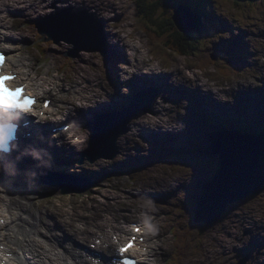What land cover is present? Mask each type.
<instances>
[{
	"label": "rangeland",
	"instance_id": "obj_1",
	"mask_svg": "<svg viewBox=\"0 0 264 264\" xmlns=\"http://www.w3.org/2000/svg\"><path fill=\"white\" fill-rule=\"evenodd\" d=\"M82 1L85 2L86 0H82ZM155 1L159 2L160 0H155ZM73 2L77 3L79 2V0H73ZM128 2L132 3L133 0L131 1L129 0H97V4L103 5L105 7H110L114 5L116 7V12H118V9L122 7L123 5L125 4L127 5ZM152 2L154 1L152 0ZM60 3L62 4V2ZM236 4H237V8L240 9V11L236 8L234 4V0H200V2L198 3V7L201 8L202 16H204V18L206 19L212 18L211 20H213L212 23L209 24V26H207L205 23H203L202 25L205 27V30L208 33H215L214 29L213 30L211 29L213 25H215L216 30H218V25L221 27H224V24H225L227 28L232 30V32L229 33L227 37L224 38L223 40L229 39L231 35H233V32L236 27L237 33L235 35L238 34L244 37V38H241L244 41H248L250 42V44H255V46H251V54L253 56L251 57L252 65L250 69H248L250 70V73H243L240 76H237L234 73L233 69H232V73L234 74L236 80L240 82L246 81L248 77H252V78L256 77L259 80L258 86H260L261 82L264 81L262 79V76H264V67L261 70L258 69L259 70L258 71L256 70L257 69L256 65L258 64L263 65L264 62H262V60L258 62L255 56V52L256 50L262 49L261 43L259 41H264V39L263 40L260 39L259 41L257 40L259 35H264V5L250 6V4L244 3L241 0H236ZM191 7H195V5ZM49 8H51V5ZM210 8L217 9V10L215 9L214 11V14L216 16L215 18L209 15L211 13L209 11ZM172 9L173 7L169 6L166 12L171 14ZM83 10L84 9H81V11ZM206 12H209V13L207 14ZM228 15H232V17H229ZM60 16L69 17V18L72 17L71 15L70 16L60 15ZM250 18H254L256 19V21H253ZM51 22H53L51 18L45 21V23H51ZM133 22L134 21L132 19L126 22L129 28H132L131 26ZM238 22H240V24L243 25L242 28L239 27ZM254 22L258 24V26L255 28L251 27ZM126 23H123L121 25L125 26ZM73 27L75 30H79L75 26L74 23H73ZM232 27L234 29H232ZM24 28L28 29L30 37L32 38L29 44L26 43L25 41L24 43L26 45H29V47L31 48V52L33 54H36L39 59L45 60L47 62L46 66L43 68L44 71L48 67H51V64L59 66L58 64L55 63V58L57 56H59L60 58L59 64H63L65 61L69 63L67 70H72V68L75 67V65L72 62L76 60L80 54L86 53V52H81L78 55V57L75 58L74 60L72 59L76 56H70L72 59H70V61L68 62L66 60L68 59L67 54L70 52L71 54L75 55L77 52L73 51L74 45L67 44L64 41H61L60 43H57V44L47 45V49H48L47 54L45 56H42L37 51V49H35V47H31L33 43L38 44L37 37L33 29L29 25L28 27H24ZM102 31L106 33V29L104 26L102 27ZM242 31H245L247 35L244 34ZM23 35H25L24 31L22 35H19V36L15 35V36L19 38V41H20V40H24L25 36ZM122 37L124 36L122 35ZM142 38L143 36L139 33L138 38L136 39L134 43V48L135 46L138 45L139 52H141V54L145 53L144 58L146 60L151 59L153 62L157 64V66L159 67V69L157 70L158 73H161L163 71L164 72L166 71V73H168L171 70L181 71V69L183 68L182 61H184V63L185 62H191V63L196 62L195 57L177 58V57L172 56L170 60L171 62L170 66L168 63H165V62H163L164 64L162 65L159 59H154L151 56L150 54L151 46H149L147 41ZM27 40H30V39H27ZM201 40L202 42H207L208 40L210 41L205 46L208 48L207 50H205L202 44H199V47L201 46L200 51L203 50L204 52H208L213 55L217 54V50L219 46L217 43L213 44V41L215 40L212 39V36L209 38L203 37ZM257 41L258 43H256ZM24 50H26V48L19 49V54ZM156 51L158 53V56L161 58V60H165V58L162 55H160L159 50L156 49ZM200 51H198V54ZM135 58L136 60H139V56H135ZM218 61L220 62V60ZM196 73H197V76L194 73L193 78L197 80V82H201L200 72L196 71ZM203 73H204V77H202V80L205 81L208 79L210 83L207 84V87H209L210 89L216 82L218 81L223 82L225 80L222 78H215L218 75V71L213 66H211L209 70ZM186 75L187 76L191 75V71L186 70ZM178 80L182 82L183 79L181 78ZM63 85L65 89H68L67 84L64 83ZM251 86L252 88H249V87L247 88V94L251 95L252 93V96H254V93L256 92L255 85L252 84ZM173 95L174 94H171V96ZM157 97L159 96L157 95ZM173 105L178 109L176 104H173ZM168 111L170 114V107ZM179 115H180V111H179ZM196 116H197L196 114L190 115L191 121L189 124L193 123L192 131H193V134L195 133L196 138L199 140L198 147H202L203 149H205L207 148V145H209L210 143L209 137L212 134L211 132L212 127L206 124L204 125L200 124L199 127H196L199 124V123L198 124L196 123ZM252 130L251 131L253 133H258L256 132V130L260 131L261 129L253 128ZM168 145L169 143H166L165 150H157L161 154V157H164V159L162 160L160 159V161L154 160V162H157L156 164L151 163V165H148L145 168V170L142 171V173H136V174L137 176H141V177L146 176V178H149L152 175L150 173L152 171L165 172L167 174V178H169L173 184H176L174 188V191H176L177 193L176 198L179 199L180 201H183L184 204L190 207V205L196 204L198 198L201 196L200 195L201 192L198 190V188L195 190H188V188L184 189L183 185L181 186V182L185 184L183 180L184 178H187L188 181H195L196 179L195 177H191L190 179L189 176L191 174L189 173V170H191L193 174L195 173L198 177L200 176L201 178L208 180L212 175L208 172V167L211 166L212 160L214 161L215 159L214 156H217V155L204 156V154H199V155H191L187 159H185L182 155L181 156L179 155L180 154L179 151L181 149L189 147L186 141L184 140L182 141V144H181L182 146L180 147L178 151H171ZM200 151H203V150L199 149V152ZM163 160L168 161L169 164L165 162L163 163V165L165 166H163L161 163ZM150 162H153V160ZM170 166H174L175 168H171ZM179 168H184L182 171H180V174L182 176L181 180L177 179L176 176L174 175L175 170ZM144 188L156 190L158 192H160V189H161L159 187L154 186L153 182H149L148 184H146ZM136 189L137 190L130 189L133 195L144 192L142 190V186L137 185ZM131 203L134 204L136 203V201L133 200L131 201ZM159 203L162 205L165 204L161 202ZM71 204L72 203L70 202H66V205L68 206L67 209L69 208V206H71ZM181 205L182 203H178V204L175 203L173 205L162 206L163 210L165 211L164 215L166 216L170 212L169 209H172V212L174 213V216H175L176 211H174L173 209L176 206L180 207ZM68 212H70V209H68ZM182 213H183V216L186 217L185 218L186 221L183 223V226L186 227V229L188 230L187 231L186 229H184V231L186 232V236L183 238L182 242L181 240L176 241L174 238L168 236L170 229H167L166 230L167 234H164L165 238L164 239L161 238L160 244L162 245V250L159 254L165 255V251L163 249L167 250V247H168V253H169L168 256L170 255L173 256L174 253H176L177 251L176 245L179 247V244L181 242L180 247L182 250V256L178 264H238V262L241 259H243L245 256H246V261L244 264H264V193H261L260 195H257V196L248 197L244 200L231 204L227 208L225 214L221 217V219L219 221L218 220L215 221L210 226H205L204 224H194V227H190V225H188V219L189 218L191 219L193 217L192 210H190V208H187V209H184ZM174 216L172 214L170 217L171 224L173 221H175ZM171 226L169 225L167 227L170 228ZM159 229L160 228H157V230ZM213 237H216L219 243L226 244V247H225L226 249L225 250L221 249L220 251H216L217 248L214 247ZM165 240L166 242L164 245L163 242Z\"/></svg>",
	"mask_w": 264,
	"mask_h": 264
},
{
	"label": "bare ground",
	"instance_id": "obj_2",
	"mask_svg": "<svg viewBox=\"0 0 264 264\" xmlns=\"http://www.w3.org/2000/svg\"><path fill=\"white\" fill-rule=\"evenodd\" d=\"M1 1L3 4L8 6L5 10L9 13L11 12V9H19V7H17V8L13 7V3L16 5H20L21 9L26 10V15H27L28 19H32V16H35V17H37V19H40L43 16L50 15L49 14L50 11L48 10V8H46L47 3H52L51 5H54L55 10H59L62 8H66V9L67 8H69V9L70 8H81V9L93 10V11L97 12L98 17L104 23V26L107 28V35L109 36V38L106 37V39L108 40L107 44H106V48L108 50V55L110 56V58H112L113 56H117V55L118 56L122 55L121 58H125V55L127 54L126 50L131 47L129 40L137 39L138 35H139V33L134 32V29L136 27L132 26L131 32L128 33L126 37H122L120 35V32L115 28V26H114L115 24L113 22V17H114L113 13L116 12V7L114 5H112L110 7H105L103 5L97 4V0H86L87 2L86 1L83 2L82 0H79V2H77V3H74L73 0H68V1H66V0H52V1H50V0H1ZM60 2H62V4ZM68 3H70V4H68ZM88 3H90V4H88ZM13 26H15V22H13ZM232 29H234V28L232 27ZM225 30H226L225 33H227V35L232 32V30L229 28H226ZM235 34H236V32L234 33V35ZM212 37H215V36L213 35ZM26 38H28V37L26 36ZM55 38L61 39L62 35H59ZM124 39H126V40H124ZM1 41H2V39H1ZM209 41L210 40H208L207 43ZM214 42L215 41H213V43ZM119 48H121V49L119 50ZM111 49H118V52H116V51L112 52V54H113V56H112L111 52H110ZM129 54L126 56L128 57ZM135 54H140L139 50H138V45L135 46L134 55ZM139 58H140L139 59L140 67H144V68L148 69V71L146 69L144 71V73H149L150 76H155V71L159 67L156 66L155 64L151 63L152 60H149V59L145 60L141 54L139 55ZM178 58H182V57H178ZM59 59H60L59 56H57L55 58V62L57 64H59ZM215 60H216V64L218 66H220L223 69H227V61H226L225 57L218 56V58H216ZM218 60H220V62ZM109 62L110 61H107L105 59V57L102 60H100L99 62H97V55L96 54L83 53V54L79 55V57L72 62L75 65V67H74L72 79L70 80V82H72L73 84H75L77 86V89H73L72 91L68 92L66 95H63V97L72 99L70 97V93H72V92L74 93L75 91L78 90L81 93L80 98L84 101V105L89 106L88 110L90 112H93V109H91V108H94V106H95L94 104H97L98 106L108 104L107 102L104 101V99L106 98V99L110 100L113 93L117 89H119L123 84V83L119 82V80H116L115 74H112L114 71V66L112 64H109ZM113 62H114V65L116 66V62L115 61H113ZM246 65H248V64H246ZM24 67L25 66H22V69ZM131 68H135V65L132 64ZM199 70H200V79H201L202 83L197 82V80L194 81V80L190 79L189 77H185L184 81L182 80L183 82L181 83V81L179 82L177 79L179 76L182 77L183 75L177 74V73H172L171 71H169L168 75H166L167 82H168L169 86H166V87L173 88V89H171V91H169V92L159 90V92H160L159 96L161 98H165V99L167 97H169V99L171 101L172 91L177 90L179 92V88H183V89H186L189 91H192V90L198 91L195 94L198 97V101L203 102V100L205 99L206 96H211L213 98H218L220 100H223V99L231 100V98L236 96L239 92L246 91L248 87L251 88L250 83H242L240 81H234L233 78L230 76L228 79V84L226 87L218 89L216 91L217 94L211 93V92L207 91V89H206L207 85L202 80V77H204V73L201 71V69H199ZM23 73H24V75H26L24 70H23ZM136 76H138V75H133V78H135ZM78 79L82 80L83 82H79ZM66 80L67 79L65 78L64 82H66ZM47 81L48 80H43V82H45V83ZM100 86L102 88V91L98 90V88ZM109 86H111L113 88L112 92H106ZM56 87H59V86H56ZM133 89H134V87H132V89H129V94L131 92H133ZM154 96H156V92L154 93ZM182 98L183 99L178 101V102H175V100H174L175 103H173V104H176L178 109H180V119H178L177 121H178V124L180 125L181 129L183 131H185V127H186L187 123L185 122L182 114L185 111L189 112V109H191V108L188 105L189 100L186 97H182ZM256 103H260L259 97H258V102H256ZM118 104H122V100H118ZM216 105H217V107H216L217 109L215 107L204 106L202 110L207 116H211L212 114L215 115L219 121H223L222 119H224L226 121L232 122L234 127H235L234 130L239 131L241 129L240 128L241 121L246 119V118L243 117V115L240 114V112H238V111H235V114H229L228 111L230 110V108H227V106L224 105L222 102H217ZM263 105H264V103H263ZM112 106L114 109H116L115 100L113 101ZM169 107H170V103L163 104L161 102H156L154 105V109L152 110L151 113H145L142 111L136 117L131 119V121L129 123L128 133H127V131L120 132V138H119L120 143H119L118 147L122 151L121 156H124L125 160H130V159H128V157H136V156H143V155L150 156V155L154 154L155 150L150 148L149 143H148L149 142L148 139L151 137L152 134L154 135V134L159 132V130H157V128L160 124H162L164 126V128H166L173 123V118L169 114V111H168ZM240 110H245V109L241 108ZM254 112H257V111H254ZM206 115L204 116V118H206ZM258 125L260 126V128L262 127V125H264V118H261L260 116H258ZM139 128L144 130L148 134V137L140 136L138 134ZM132 130L137 131V132L135 134L130 133V131H132ZM151 131H153V133H151ZM252 131L247 130L246 134L253 133ZM232 133H237V132H232ZM253 134L260 136L257 133H253ZM48 143H49V141L46 142L45 144H48ZM84 144H86V142H84ZM42 145L43 144L39 145L36 148V150L42 152L41 158L43 161L48 162L49 156L59 157L58 155H55V152H47L46 149H42ZM181 146L182 145H180V147ZM49 147L51 150L55 151L56 147H54L52 145H50ZM180 147H179V149H180ZM84 148H85V145L82 147V150ZM218 148L220 149V147H218ZM33 149H35V148H33ZM44 151H46V152H44ZM192 151L196 154H199L198 149L193 148ZM74 153H79V152L74 150ZM179 155L181 156V154H179ZM18 157L21 158L22 156L18 155ZM252 160H253V165H254V156H252ZM245 165H246V163H245ZM33 166H34V164L30 163L27 166L26 171L28 172ZM74 167L76 168V170L78 172H84V171H89L92 169H98L97 167H99V165L97 163H95V164L92 163V164H83V165L72 166V168H74ZM183 169L184 168H179V169L175 170V172H174V175L179 180L182 179L180 171H182ZM100 170L105 171V169H100ZM150 173L152 175L149 178H146V180L148 181V183L153 182L154 186L161 188L160 193L168 194V193H174L175 192L174 188H175L176 184H173L172 181L169 178H167V174L165 172H163V171H152ZM189 173L191 175H193L194 177L196 176V174L195 173L193 174V172L191 170H189ZM34 174H35V176L41 177L43 172L39 171V170H35ZM28 177H29V180H32V181H34V183H36V180L33 177H31L30 175ZM183 180L186 184V178H184ZM145 186H146V184L143 185L142 187H145ZM48 187L41 185V188H43L45 190H49L50 188H54L51 186H48ZM57 188L61 189V187L59 185H57ZM130 188L137 190L136 186H131ZM23 189L26 192H30L33 190V188H28L27 186H25L24 183H23ZM37 198L42 200V195L37 194ZM118 199H119V197L116 196L114 202L107 201V203L111 206L112 205H119ZM4 200L9 201V204H10L9 209L12 210V215H13V217L10 221L11 230H12V233L14 235V243L12 245L13 248L14 249H21L20 253L26 252L29 250L30 251L48 250V249H46V246L51 244L53 242V240L55 238H57L56 237L57 235L54 234L52 229H51L52 225L59 226L57 224V222L53 221L51 223L47 220L44 221L42 219L41 212L39 215H36L33 211V209H37V210L41 211V209L38 206L33 205V204L24 203L18 197H12L10 195L7 196L6 199L0 197V207H1L2 202ZM90 205H91L92 209L95 210L92 221L98 225L99 229H101L102 224L99 222L101 220V211H102L101 207L103 205L104 206H106V205L101 204V202H99L95 197H91ZM164 206H168V204L165 203ZM178 208L179 207L176 206L173 210L176 211V209H178ZM14 210H18L21 213L14 212ZM169 210H170V212L165 216V218H168V219H170L172 214L174 216L172 209H169ZM128 212L129 213H126L122 216V219H125L127 216L131 215V211L128 210ZM169 214H171V215H169ZM174 217H175V221H177L176 225H179L180 227H182V229H185V227L178 221H181L183 219L185 220L186 217H184L183 214L179 217H176V215ZM89 219H90V216H88V220ZM38 222L41 224V226L38 224ZM23 225L29 226L33 232H35L39 235L40 239H34L27 232L21 231L20 229ZM68 225H69V221L66 218L60 226H68ZM208 226H210V225H208ZM76 232H77V230L74 229L73 230V236L76 239H78L79 236L75 234ZM82 234L87 239L91 240L93 235L95 234V232L91 231L89 229L85 232H82ZM63 238H65V236ZM213 240H214V247L215 248L222 247L223 250L226 249L225 248L226 244L219 243V241H217L216 237H213ZM106 243L109 244L108 249H111L113 247L110 240H108V239L105 240L104 245ZM54 246H55V243L52 244L51 249ZM101 249H103V247H101ZM77 256L79 258H82L81 254H77ZM59 264H65V263L60 262Z\"/></svg>",
	"mask_w": 264,
	"mask_h": 264
},
{
	"label": "water",
	"instance_id": "obj_3",
	"mask_svg": "<svg viewBox=\"0 0 264 264\" xmlns=\"http://www.w3.org/2000/svg\"><path fill=\"white\" fill-rule=\"evenodd\" d=\"M174 21L179 30L192 29L191 25L184 18H178V15ZM82 27L85 28V25ZM64 40L71 42L74 47L79 46L75 37L68 40L64 36ZM81 49L87 52L96 50L89 45L82 46ZM114 134L115 132H106L102 140L113 144ZM220 139L222 140L218 138L217 143L214 140L211 146V152L219 155L218 168L212 179L204 186L205 192L195 211L194 222H204L207 226L220 219L229 203L257 196L264 191V133L256 137H235L234 143L226 149H222L218 144ZM244 262L245 259L241 264Z\"/></svg>",
	"mask_w": 264,
	"mask_h": 264
},
{
	"label": "trees",
	"instance_id": "obj_4",
	"mask_svg": "<svg viewBox=\"0 0 264 264\" xmlns=\"http://www.w3.org/2000/svg\"><path fill=\"white\" fill-rule=\"evenodd\" d=\"M252 1L255 5H261L263 2V0ZM234 4L237 8L236 0H234ZM196 11L199 13L200 10L196 8ZM127 13L134 19L137 29L144 34L149 43L152 46L156 45L161 48V53L162 55H165V59L168 60L171 56L189 57V55H192L196 58L194 64L197 68L204 69L210 65L211 59L209 55H195L198 52V45L195 41L197 33L187 30H179L172 19L169 18V16H166L164 12H161L157 2L149 0H133L132 5L127 8ZM40 42L43 44L37 45L36 49L42 56H45L47 54L46 45H48V43H44L45 39H40ZM219 75H226L225 71L220 70ZM249 117L250 121H244L245 125L249 124L255 126L257 118L255 116ZM209 170L213 172L214 169L213 167H209ZM205 183H207V180H197L196 186L201 188L202 184ZM178 209L180 212L184 210V204ZM181 221H186V219ZM188 221L191 226H194L192 219L189 218ZM173 227L176 237L183 239L186 236V232H183L179 225H176L175 223Z\"/></svg>",
	"mask_w": 264,
	"mask_h": 264
},
{
	"label": "clouds",
	"instance_id": "obj_5",
	"mask_svg": "<svg viewBox=\"0 0 264 264\" xmlns=\"http://www.w3.org/2000/svg\"><path fill=\"white\" fill-rule=\"evenodd\" d=\"M0 104H5L7 106H15V107H26L27 100L21 98L19 94H11V93H4L0 92ZM28 112H12V113H0V129H3L0 132V154H4L6 156L11 155L14 151L18 150V144L14 140H10L5 129V126L10 128H19L20 126V119L22 115ZM29 155L33 157V159H40V151L36 149H31L28 152ZM0 175H7V176H15L16 170L15 165L11 164V168L8 165H0Z\"/></svg>",
	"mask_w": 264,
	"mask_h": 264
},
{
	"label": "snow or ice",
	"instance_id": "obj_6",
	"mask_svg": "<svg viewBox=\"0 0 264 264\" xmlns=\"http://www.w3.org/2000/svg\"><path fill=\"white\" fill-rule=\"evenodd\" d=\"M5 47H8V45H5ZM8 59V54L4 51H0V92L4 93H11V94H19L21 98L27 100V106L26 107H15V106H7L5 104H0V113H12V112H30L32 111L33 106L35 105L36 101L35 98L30 95H25L24 89L22 87H10V84L13 80L16 79V77L6 74L2 71V69L5 67L6 62ZM45 108H47V104H45ZM42 115V114H41ZM7 129H10V127L5 126ZM3 129H0V132H2ZM80 141H77L79 143ZM137 232L140 231V229H136ZM134 247V241L130 242L125 247H122L120 249V253H126L130 248ZM3 259L5 260H11L13 257L11 255L4 256ZM101 260H103V257H100ZM106 264H112L111 260H108ZM118 264H135L134 261L130 259H123L122 261H118Z\"/></svg>",
	"mask_w": 264,
	"mask_h": 264
}]
</instances>
